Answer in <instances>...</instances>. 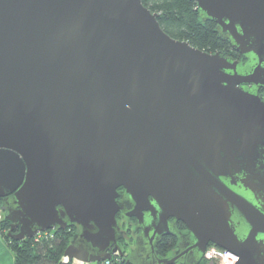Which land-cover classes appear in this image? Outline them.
<instances>
[{
    "label": "water",
    "instance_id": "obj_1",
    "mask_svg": "<svg viewBox=\"0 0 264 264\" xmlns=\"http://www.w3.org/2000/svg\"><path fill=\"white\" fill-rule=\"evenodd\" d=\"M194 1L250 62L171 37L142 0H0L8 236L75 226L64 257L102 262L121 213L140 229L126 264H199L211 243L263 264L264 0Z\"/></svg>",
    "mask_w": 264,
    "mask_h": 264
},
{
    "label": "trees",
    "instance_id": "obj_2",
    "mask_svg": "<svg viewBox=\"0 0 264 264\" xmlns=\"http://www.w3.org/2000/svg\"><path fill=\"white\" fill-rule=\"evenodd\" d=\"M142 2L152 11L159 13L158 21L171 37L187 40L192 46L208 52L227 51L230 48L229 43L219 37L214 22L201 20L194 0H142ZM10 228L9 221L5 219L1 223L0 231L5 237L6 245L14 254L13 264H73L72 260L64 261V252L72 239L71 232L61 229L50 231L48 235L40 237L15 240L7 235ZM175 243L174 237H164L159 244V251L165 254L173 249ZM110 264L126 263L124 257L113 256Z\"/></svg>",
    "mask_w": 264,
    "mask_h": 264
},
{
    "label": "flooded vegetation",
    "instance_id": "obj_3",
    "mask_svg": "<svg viewBox=\"0 0 264 264\" xmlns=\"http://www.w3.org/2000/svg\"><path fill=\"white\" fill-rule=\"evenodd\" d=\"M224 41H227V40H224ZM229 43V46L230 48L227 49V51H219V52H223L225 53L228 57H231L233 58L234 60H237V61H243L244 64H246L247 62H250V58L248 57H245L243 54H241L239 51L235 50L233 48V46L231 45V43L229 41H227ZM252 86V85H250ZM254 91L257 93V95L262 99L264 100V85L262 86H258V87H255L254 88ZM122 190V188H121ZM257 199H264V194H259L257 196ZM2 200V199H1ZM4 213V216L0 219L1 223L7 219V212H2ZM117 218L119 219V223H120V232H121V235L122 237L119 239V245H120V250H118L119 254L121 255V257H126L130 254V252L136 247L135 245V241H136V238L137 236L139 235L140 233V229H136V218L135 217H131L130 220H124L122 217H121V213H118L117 214ZM9 221V220H8ZM169 221L170 222H173L174 221V218L173 217H170L169 218ZM10 225H11V222L9 221ZM175 228L181 232V234H188L189 233V229L188 227L186 226V224L179 220L177 222H175ZM61 230V229H60ZM63 230H67L69 232L72 233V236L73 234L76 232V227L75 226H66L65 228H63ZM48 232L50 231H54V230H47ZM11 232V234H14L16 232H18V228H15L14 230H12L11 228L7 231V235ZM167 236H170V237H174L176 243L173 247V249H171L170 251L166 252L165 254H162L160 251H159V244L160 242L163 240L164 237H167ZM9 238H12L11 236H9ZM14 239V238H13ZM177 244H178V239L176 238V236L172 235V234H165L162 236L161 240L157 243V247H156V250L158 252V254L166 259V258H169L170 256L174 255L176 249H177ZM235 255H237L238 257V261L240 260V256L236 253H234ZM262 255H264V251H262ZM262 260V263L264 264V259H260ZM199 264H204L203 262V258L201 259V261L199 262Z\"/></svg>",
    "mask_w": 264,
    "mask_h": 264
},
{
    "label": "built area",
    "instance_id": "obj_4",
    "mask_svg": "<svg viewBox=\"0 0 264 264\" xmlns=\"http://www.w3.org/2000/svg\"><path fill=\"white\" fill-rule=\"evenodd\" d=\"M2 213V211H1ZM2 218L1 214H0V219ZM48 231H44V232H40L35 236L40 237L41 235H48ZM121 257V255L119 254L118 251H116L115 253L112 254V257ZM111 257V258H112ZM110 258V259H111ZM110 259H107L104 262L105 264H110ZM238 257L237 255H235L233 252L225 250L223 248H220L216 245L210 244L208 245V247L206 248L204 255H203V262L205 264H210L211 262H213L214 264H235L237 261ZM64 261H70L67 257H64ZM73 264H91V263H85V262H81L79 260H72Z\"/></svg>",
    "mask_w": 264,
    "mask_h": 264
},
{
    "label": "rangeland",
    "instance_id": "obj_5",
    "mask_svg": "<svg viewBox=\"0 0 264 264\" xmlns=\"http://www.w3.org/2000/svg\"><path fill=\"white\" fill-rule=\"evenodd\" d=\"M1 211L2 210L0 205V214L3 217L4 213H1ZM1 221H0V226H1ZM13 260H14V254L6 245L5 237L3 236V233L0 231V264H13Z\"/></svg>",
    "mask_w": 264,
    "mask_h": 264
}]
</instances>
